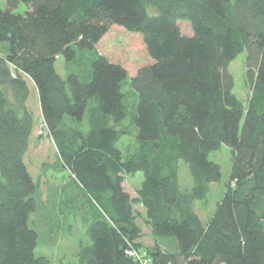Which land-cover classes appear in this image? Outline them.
<instances>
[{
  "label": "trees",
  "instance_id": "trees-1",
  "mask_svg": "<svg viewBox=\"0 0 264 264\" xmlns=\"http://www.w3.org/2000/svg\"><path fill=\"white\" fill-rule=\"evenodd\" d=\"M21 3L30 9L25 15L14 13ZM7 6L0 10V264H50L36 256L39 233L31 226L39 186L25 162L35 125L28 80L63 168L102 214L87 229L79 264H139L128 255L131 247L151 264H264V0H7ZM179 21L190 23L192 36ZM114 25L141 34L153 61L132 78L138 103L131 127L124 124L127 70L101 55L83 68L77 57V50L93 53ZM245 51L247 108L228 71ZM59 57L80 63L79 71L67 68L63 78ZM66 120H86L87 129ZM132 135L138 148L124 156L117 144ZM222 145L232 152L230 182L204 224L194 207L222 178L209 159ZM181 162L194 183L189 193L181 190ZM139 172L144 179L132 198L125 178ZM136 205L145 210L152 247L139 243Z\"/></svg>",
  "mask_w": 264,
  "mask_h": 264
},
{
  "label": "rangeland",
  "instance_id": "rangeland-1",
  "mask_svg": "<svg viewBox=\"0 0 264 264\" xmlns=\"http://www.w3.org/2000/svg\"><path fill=\"white\" fill-rule=\"evenodd\" d=\"M7 8V0H0V10L5 11ZM29 10L25 3H21L14 13L25 15ZM149 13L155 15L157 11L151 8ZM179 27L184 35H193L189 22L179 21ZM77 52L78 61L82 59L84 62L83 68L89 66L91 69L89 60L101 55L127 70L128 77L123 83V92L126 95L128 117L124 124L131 127L138 103L137 94L132 87V78L136 76L140 68L153 62L147 53L142 35L114 25L102 41L96 45L93 53H81L79 50ZM246 59L247 52L245 51L228 68L235 81L234 93L245 108H247L250 96L246 82ZM79 64L78 62L66 64L64 58L61 57L56 68L58 72H66L67 68L70 72H78ZM36 103L37 99L33 96L30 100L31 107L34 108ZM66 121V124L77 126L82 131L87 129L86 120L79 125L73 121L70 122V120ZM35 135L27 155V163L39 186L34 195L38 209L31 215V226L39 233L36 256L46 257L50 264H79L80 247L87 245L89 241L87 229L93 222L101 218L102 214L74 175L68 169L63 168L44 123L37 128ZM117 146L124 156H129L136 152L138 142L135 135L126 136L119 141ZM209 159L220 166L222 178L219 182L211 184V192L206 202H196L195 204L194 210L203 222H207L213 215L229 186L232 172L231 149L222 145L220 150L210 154ZM143 179L142 172L125 178V191L132 198H136ZM179 182L183 193L191 192L194 183L188 166L183 162L180 163ZM135 210L139 213L137 223L143 233L139 243L143 248L152 247L154 238L151 228L146 222L145 210L140 205H136Z\"/></svg>",
  "mask_w": 264,
  "mask_h": 264
},
{
  "label": "crops",
  "instance_id": "crops-1",
  "mask_svg": "<svg viewBox=\"0 0 264 264\" xmlns=\"http://www.w3.org/2000/svg\"><path fill=\"white\" fill-rule=\"evenodd\" d=\"M61 57H59L57 59V62L58 60H60ZM57 62H56V65H57ZM58 71V70H57ZM63 78L66 77V72L65 71H60L58 72ZM28 85H29V89H30V97H29V100L27 102V108L28 110H30L33 114H34V117H35V125H34V130H33V133H32V136H31V139H30V147H31V144H32V140L35 138V134L37 132V128L42 124L44 123V117H43V113H42V109H41V103H40V98H39V93H38V90L36 88V85L34 84V82H32L31 80H28ZM36 97L37 99V103H36V106L33 108L31 107L30 105V100L32 97ZM37 124V125H36ZM45 125V123H44ZM52 139V138H51ZM53 141V139H52ZM54 143V141H53ZM54 146H55V143H54ZM30 147H29V150H30ZM56 148V146H55ZM28 150V152H29ZM57 150V148H56ZM58 153V152H57ZM27 155L28 153L26 154V157H25V162L28 166V163H27ZM30 170V169H29ZM202 220V219H201ZM204 224H207V222H203Z\"/></svg>",
  "mask_w": 264,
  "mask_h": 264
},
{
  "label": "built area",
  "instance_id": "built-area-1",
  "mask_svg": "<svg viewBox=\"0 0 264 264\" xmlns=\"http://www.w3.org/2000/svg\"><path fill=\"white\" fill-rule=\"evenodd\" d=\"M128 255L137 261L139 264H151V259L144 251H138L137 249H134L131 247L128 251Z\"/></svg>",
  "mask_w": 264,
  "mask_h": 264
}]
</instances>
